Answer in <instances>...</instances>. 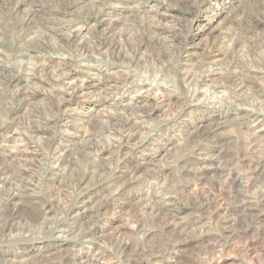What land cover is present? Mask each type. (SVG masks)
<instances>
[{
	"label": "rangeland",
	"instance_id": "rangeland-1",
	"mask_svg": "<svg viewBox=\"0 0 264 264\" xmlns=\"http://www.w3.org/2000/svg\"><path fill=\"white\" fill-rule=\"evenodd\" d=\"M0 24V82L12 78L7 89L10 95L22 90L33 94L21 105L4 107H10L6 115L12 120L0 130V143L10 140L14 132L28 131L26 126H18L25 115L42 114L48 108L56 114L46 125L52 127L50 131L37 130V140L30 142L37 163L49 164L47 172L52 171L55 179L39 190L37 201L54 199L55 205L63 208L59 203L65 196L55 190L61 177H55L53 158L62 154L68 140L86 142L93 137L92 129L102 127L107 116L112 115L114 123L121 125L128 116L143 111L148 122L143 121L137 140L105 161L123 168L142 164L139 174H144L137 181L126 182L122 195L109 203L107 219L92 228V237L97 239L113 234V229L135 214L138 195L174 183L172 169L153 171L163 160L180 153V146L188 143V132L201 125L218 124L215 141L221 146H236L244 154L241 157L245 160H237L233 172L239 181L250 185L248 196L261 201L256 209L261 212V227L254 230L253 212L235 211L231 225L238 231L247 230V235L226 238L223 246L214 247L219 232L198 235L199 227L193 225L196 241L184 245L175 259L177 264H187L185 260L194 257L196 264H264V0H0ZM245 49L256 64L244 59L248 56ZM236 61L244 67H228ZM49 70L53 74L70 73L73 90L88 89L93 84L99 90L80 98L78 92L46 86L40 81ZM192 71L210 79L194 97L186 81ZM219 73L234 79L241 73L258 102L256 106L246 102L247 93L233 103L224 95L207 94L209 86L226 82L225 76L222 82L217 81ZM233 82L219 92L232 93ZM242 143L249 147L248 152L244 153ZM12 152H16L12 145L0 149V160L10 163L11 173L19 176L24 157L18 152L9 157ZM193 161L182 187L186 197L196 202L202 188L219 190L221 178L211 174L208 179L199 178L198 169L209 163L197 157ZM87 182L92 186L84 189V197L93 207L106 193L100 195L94 178ZM33 199L27 195L21 206L23 215L40 214L39 207L33 208ZM231 202L226 198L223 207ZM192 212L182 208L178 214L195 221ZM93 213L87 212L86 218L96 220ZM219 213L218 219L223 221L226 212ZM83 220L80 218L79 223ZM159 221L163 224L166 219L160 217ZM26 236L1 239L0 256L27 263L34 255H52L57 250L81 248L78 244H82V238L72 241L56 231ZM33 247L40 248V253ZM85 247L88 249L81 252L97 256L96 244ZM97 262L110 264L103 258Z\"/></svg>",
	"mask_w": 264,
	"mask_h": 264
},
{
	"label": "bare ground",
	"instance_id": "bare-ground-1",
	"mask_svg": "<svg viewBox=\"0 0 264 264\" xmlns=\"http://www.w3.org/2000/svg\"><path fill=\"white\" fill-rule=\"evenodd\" d=\"M0 30L2 29L0 28ZM2 32L0 31V34ZM244 46L246 47V45ZM248 51L245 49L246 53ZM250 54L248 53V56L246 54L244 59L249 63L256 64ZM239 63L237 61L235 63L230 62L228 67H244V64ZM53 73L50 71V73L45 74L44 79L40 82L49 87H63V89L73 91V93L78 92L77 97L80 98L82 96L87 97L99 90L98 86L94 84L89 85L88 89L81 87L80 90H73L74 81L70 73ZM224 76L223 73L216 75L218 79L216 80L222 82L221 78ZM234 77L235 79L225 76L223 80L226 82L218 86H209L207 94L224 95L223 98L228 97L227 100L233 103L235 98L242 97L247 93V101H245L255 107V103L258 102L254 99L246 79H243L241 73ZM208 80L210 81L208 75L203 76L194 71L186 75V81L191 87L189 93L192 97L198 93L202 86L210 83ZM232 80H234L232 93L228 95V93L219 92L220 89L231 84ZM11 82L12 78L0 82V130L5 125L9 126L10 119L12 120L6 115L10 107L8 109H4V107L14 105V103L21 105L33 95L26 90L16 91L10 95L7 89L8 83ZM42 114L29 113L25 115L24 120L19 122L21 124L18 126H26L28 131L14 132L10 140L0 143V149L12 145V148L24 157V161H21L23 165L19 167L21 176L11 173L12 169L10 168L12 166L10 163L3 164L0 160V240L27 237L26 235L29 233L41 235L44 231H56L63 238H69L72 241H78L82 238L80 243L83 245L78 244L81 248H73L68 251L57 250V253L52 255H34L27 263L18 262L8 255L6 257L0 256V264H99L97 261L100 258L107 259L110 264H177L178 260L175 258L182 251L184 245L191 243L190 241H196L197 234L192 236V232L196 231L193 229V225L199 227L198 235L214 231L219 232L218 241L213 244L214 247L223 246L226 238L247 235V230L238 231L231 225V216L235 211L253 212L256 218L253 228L257 231L260 229L261 212L256 209L261 201L248 196L250 185L239 181L233 172L235 171V162L245 160V157H241L244 154H240V151L236 150V146H221L220 143L216 142L215 137L218 133H215V130H218V124H208L198 126L194 131L188 132V143L186 146L185 144L180 146V153L173 159L163 160L157 169H154V173H162L172 169L176 178L173 184L166 183L158 190L145 192L143 196L138 195L139 198L135 202L136 212L133 216L127 218L126 222H123L118 228L113 229V234H107L101 239L92 237L93 226L99 220L107 219L106 216L111 207L109 203L122 195L126 182L137 181L144 176V174H139L142 164H133L123 168L119 164L108 165L105 161L107 156L120 154L121 150L131 141L137 140V136L141 133L142 123L144 125V120L148 122V117L145 112L141 111L133 117L128 116L123 122H120L121 125H118L114 123V118L110 115L101 123L102 127L92 129L94 134L88 141L77 144L76 141L70 142L68 140L66 142V149L62 150V154L53 158L54 170L57 172L55 177H61L59 183L61 189L55 186V190L65 196V199L59 203L63 206L61 209L60 206L55 205L54 199L46 202L37 201V197L40 196L39 190L42 191L44 185L46 186L51 179L55 181L54 177L52 178V171L47 172L49 164L43 161L37 163V159L34 157L36 152L32 150L33 147L30 144L31 141L37 140L34 136L37 130L50 131L52 128H48L46 125L55 118V111L48 108ZM248 145L250 146V143ZM70 146L77 147L68 149ZM210 148L217 149V151L211 152ZM243 149L244 153L245 150L246 152L249 151L246 144ZM233 150L235 153L232 152ZM16 152H12L10 156H5H14ZM196 157L199 161L209 163L202 169H198L199 178L208 179L211 174L215 175L213 177H220L221 182L219 190L216 191L212 188H202L200 190L201 198L194 202L186 197V191L183 190L182 186H184L183 177L188 171V165L194 162L193 158ZM251 162L257 163L253 159ZM91 178L95 179L94 185L100 195L106 193L103 199L93 207L88 205L89 201L87 197H84L86 188L92 186L87 182ZM27 195L35 197L31 203L34 205L33 208L39 207L40 214L38 216H34L33 213H25L24 215L21 213V206L26 201ZM21 197L24 199L21 200L22 202L18 200ZM226 198L232 199V202L227 207H223ZM182 208H191L193 211L191 214L197 217L195 221L180 217L178 213ZM93 210V216L96 220L92 221L91 216H88V220L86 214ZM221 211L226 212L223 221L218 219ZM160 217H164L166 222L160 223ZM80 218L81 221L84 218L81 224L79 223ZM74 243L77 244L78 242ZM91 244H96L99 248L96 257H93L90 251L86 254L81 252L83 248L88 249L85 245ZM32 249L38 254L40 253L38 250L40 248L33 247ZM175 249L177 250L175 251ZM196 261V257H194L191 261L185 260V263L196 264Z\"/></svg>",
	"mask_w": 264,
	"mask_h": 264
}]
</instances>
